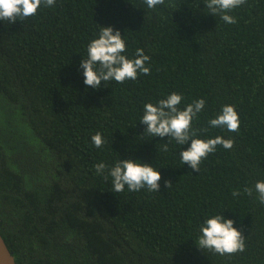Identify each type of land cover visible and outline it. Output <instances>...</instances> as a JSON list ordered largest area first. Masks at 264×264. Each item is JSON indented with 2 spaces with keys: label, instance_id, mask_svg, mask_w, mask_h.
<instances>
[{
  "label": "trees",
  "instance_id": "16d2710c",
  "mask_svg": "<svg viewBox=\"0 0 264 264\" xmlns=\"http://www.w3.org/2000/svg\"><path fill=\"white\" fill-rule=\"evenodd\" d=\"M204 3L55 0L26 21L0 20V236L15 264H264V205L243 193L264 181V0L232 10L234 24ZM101 26L120 31L129 59L142 48L150 74L85 86L80 62ZM173 92L181 110L205 100L198 138L234 140L199 172L179 156L191 141L151 137L140 123L146 103ZM225 105L238 132L208 123ZM129 158L160 172L159 192L114 193L94 167ZM217 214L234 221L245 251L197 247Z\"/></svg>",
  "mask_w": 264,
  "mask_h": 264
},
{
  "label": "clouds",
  "instance_id": "9594fccd",
  "mask_svg": "<svg viewBox=\"0 0 264 264\" xmlns=\"http://www.w3.org/2000/svg\"><path fill=\"white\" fill-rule=\"evenodd\" d=\"M149 9L158 5H164L165 0H145ZM246 0H205V8L208 14L219 15L228 23H236V18L229 13L245 4ZM55 0H0V20L15 24L19 21H26L29 17L36 15L37 10L53 6ZM126 45L119 30L112 27H100L99 37L90 41L87 46V58H82L80 68L83 69L85 86L92 89H100L102 82L114 80L123 83L126 80H136L138 73L141 75L150 74V68L146 66L149 57L144 54L142 48H137L133 59H129L123 53ZM182 96L178 93H171L166 98L160 99L157 104L146 103L144 114L140 123L146 125L144 134L151 137H160L162 140L167 137L174 140L178 145H185L191 141L190 146L180 152V159L187 164L194 172H199L201 161L207 158L208 154L216 151L218 145L225 149H231L234 140L224 139L221 136L207 140L198 138L201 130L192 127L193 118L197 117L205 105L204 99H198L188 104L183 110L178 106ZM210 127L223 128L229 132H238L239 117L234 106L225 105L222 111L209 122ZM202 131H207L203 129ZM95 147L101 148L104 144L102 135L97 132L91 137ZM163 151H168V145H163ZM97 174H105V178H112L113 192L139 191L146 188L148 191L159 192L161 174L153 166L134 161L133 159L118 160L114 166L109 167L101 162L95 166ZM166 188L171 187L170 181H165ZM256 193V199L264 205V181H257L252 187H245L243 193L248 196ZM239 190L233 191L234 197L240 196ZM232 219H226L223 214H217L207 218L200 227L198 246L201 250L207 249L219 255L234 254L245 251V239L240 231L234 226Z\"/></svg>",
  "mask_w": 264,
  "mask_h": 264
},
{
  "label": "water",
  "instance_id": "95a60500",
  "mask_svg": "<svg viewBox=\"0 0 264 264\" xmlns=\"http://www.w3.org/2000/svg\"><path fill=\"white\" fill-rule=\"evenodd\" d=\"M0 264H15L13 257L10 255L0 236Z\"/></svg>",
  "mask_w": 264,
  "mask_h": 264
}]
</instances>
